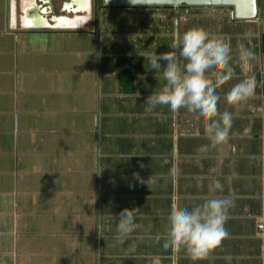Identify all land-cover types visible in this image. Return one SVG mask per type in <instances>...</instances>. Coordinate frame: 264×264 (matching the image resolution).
<instances>
[{"label":"crops","instance_id":"1","mask_svg":"<svg viewBox=\"0 0 264 264\" xmlns=\"http://www.w3.org/2000/svg\"><path fill=\"white\" fill-rule=\"evenodd\" d=\"M3 1L0 264H264L257 45L232 54L229 20L200 38L198 24L145 33ZM153 8L167 7L98 15ZM79 31L90 49L59 46L73 58L16 54L21 34Z\"/></svg>","mask_w":264,"mask_h":264},{"label":"rangeland","instance_id":"2","mask_svg":"<svg viewBox=\"0 0 264 264\" xmlns=\"http://www.w3.org/2000/svg\"><path fill=\"white\" fill-rule=\"evenodd\" d=\"M3 3L4 1L0 0L1 6L3 5ZM54 13L55 15H59V13L56 11H54ZM98 14H97V18H99L102 25L105 22L109 23L111 21L117 24L130 23V25L132 24L133 26H136L135 30L136 29L138 30L137 27H140V30L138 31H141V29H146V26H148L146 29L148 31H146L145 33H148L152 29L155 30V33L158 31L159 33H161L160 31L167 29L168 27L171 29L172 26L177 25L178 28L181 24L184 23L198 24V29L200 31H198V33H195L194 35L195 37H200V38L202 36V33H204L206 29L210 31L214 30V32L216 33V34L210 33L207 36V38L210 36H215L217 34L218 36H221L220 30L217 31V29H220V26L224 25V23H226V21L229 20L228 26L231 27L237 25L239 26V28L237 26L232 27L231 29H229L230 31H228V34L224 33V35H222L223 38L221 39L223 41L228 42L229 44L233 43L234 49L232 54L237 55V53L239 54L242 52V56H244L248 52L250 47L258 45L259 35L260 33L264 32V0L257 1L256 17L254 20L248 22H231L232 19L230 18V9L225 7H209V8L205 7L201 9H191L185 7H170V8L167 7V8H158L157 10H155L154 8L152 10L137 9L136 12H131L133 16H128V15L123 16L121 12H117L115 9L113 12L108 10L107 12L101 14V16H99ZM2 16H3V12L0 11V19ZM234 28H238V30H235ZM79 32L80 33L71 34V35L70 34L69 35L68 34H63V35L21 34V36H19L17 40L18 52L16 54L21 59L25 55L27 56L28 54L32 57H35L38 54L39 56H41V58L46 60L47 63L51 62L52 57L54 58L65 57L66 55L61 54L60 53L61 51H67L68 53L67 57L73 58L74 54H70V52L67 49H60L59 46L61 45L79 46L81 44V45H85L86 49H90L92 46L91 44L92 37L87 35L86 33L85 34L82 33L83 31H79ZM21 42H24L26 46L24 48V51H20ZM56 46H58L59 49L56 48ZM227 49H228L227 47H224V51H226ZM246 59L248 58L246 57ZM253 64L254 67L252 68L254 70H252L251 73H255V70L256 71L259 70L262 73V61L260 54H258V52L254 56ZM61 68L62 67H60L58 71L62 72L63 70H61ZM250 81L251 82H248L247 84L250 85L251 87L258 86V89L264 88L263 83L260 82L257 83V81L253 78H250ZM257 95H260V93L258 92ZM63 247L68 248V245H66V247L65 246ZM81 248L91 249L92 248L91 239H89L86 236V238L83 241L81 240ZM68 253L69 252H66V250L64 251V253H62L63 255L61 253H57L56 254L57 263L60 260V258L65 259V256Z\"/></svg>","mask_w":264,"mask_h":264},{"label":"water","instance_id":"3","mask_svg":"<svg viewBox=\"0 0 264 264\" xmlns=\"http://www.w3.org/2000/svg\"><path fill=\"white\" fill-rule=\"evenodd\" d=\"M105 6L123 7H225L236 21H251L256 17L258 0H101Z\"/></svg>","mask_w":264,"mask_h":264},{"label":"flooded vegetation","instance_id":"4","mask_svg":"<svg viewBox=\"0 0 264 264\" xmlns=\"http://www.w3.org/2000/svg\"><path fill=\"white\" fill-rule=\"evenodd\" d=\"M15 1V9L18 11L20 8L19 0ZM110 7L123 6H105L101 0H32L30 6L25 11H30V14H34V16L36 14L40 17L44 14H52L54 11L58 12L59 15L64 18L70 14L73 17L74 22H76L79 19H83L80 17H85L87 21H95L98 12ZM68 21H70V19Z\"/></svg>","mask_w":264,"mask_h":264},{"label":"trees","instance_id":"5","mask_svg":"<svg viewBox=\"0 0 264 264\" xmlns=\"http://www.w3.org/2000/svg\"><path fill=\"white\" fill-rule=\"evenodd\" d=\"M234 22H248V21H234ZM255 52H258L262 61V73L260 71L256 72L255 79L257 82L261 81L264 87V32L260 33L259 41L257 47H255ZM264 104V100H263Z\"/></svg>","mask_w":264,"mask_h":264},{"label":"built area","instance_id":"6","mask_svg":"<svg viewBox=\"0 0 264 264\" xmlns=\"http://www.w3.org/2000/svg\"><path fill=\"white\" fill-rule=\"evenodd\" d=\"M256 227H257L258 234L261 237H264V234H263V231H264V216H261L259 218V221H258Z\"/></svg>","mask_w":264,"mask_h":264}]
</instances>
